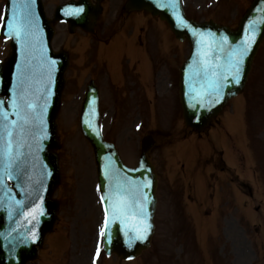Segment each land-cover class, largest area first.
<instances>
[{
    "label": "rangeland",
    "instance_id": "obj_1",
    "mask_svg": "<svg viewBox=\"0 0 264 264\" xmlns=\"http://www.w3.org/2000/svg\"><path fill=\"white\" fill-rule=\"evenodd\" d=\"M62 1L65 0H43L47 15L50 16L55 5ZM183 2L187 12L198 20L214 17L234 25L246 0ZM3 4L4 0H0V15ZM142 15L146 21L142 30L146 47L149 46L150 54L157 50L155 60L163 49L162 42L166 41V51L170 48L169 61L165 65H154L160 67L154 83L164 76L162 84H175L176 67L187 53L188 45H176L170 36L166 40L163 33L168 32L167 26L155 17ZM75 33L71 36L63 24L55 25V47L67 48L72 42L80 41L82 33ZM153 38H156V46L152 45ZM7 48V44L0 41V56ZM77 52L78 55L73 54L75 64L70 75H79L75 82L70 76L58 116L57 152L62 178L54 197L60 202L59 219L33 264H227L224 260L210 262L208 252L213 248L212 238L216 239V235H220L218 247H224L226 255H234L238 264L242 261L264 264V40L253 59L245 89L205 133L198 136L186 129L183 130L185 141L169 145L170 138L164 134L174 139L171 126L179 131L181 125L176 88L162 100V106L156 107L161 112L151 125H158L160 132L156 138L163 147L151 152L159 174L156 228L151 246L130 261L106 257L100 250L103 214L93 154L78 127L83 84L90 71L97 73L99 68L93 69L94 63L82 67L81 50ZM138 123V118L125 116L105 131L106 137L116 141L121 157L129 165L136 161L139 140L146 130L144 127L137 131L134 124ZM194 167L195 172L188 173Z\"/></svg>",
    "mask_w": 264,
    "mask_h": 264
},
{
    "label": "water",
    "instance_id": "obj_2",
    "mask_svg": "<svg viewBox=\"0 0 264 264\" xmlns=\"http://www.w3.org/2000/svg\"><path fill=\"white\" fill-rule=\"evenodd\" d=\"M125 6L159 15L177 38L189 42V55L180 68L179 98L186 124L202 130L246 81L264 36V0L252 1L235 30L211 20L189 19L181 0H127ZM76 9L83 11L75 14ZM98 11L89 0L70 1L57 6L50 20L40 0L7 1L2 34L11 37V54L0 64V94L7 97L6 103L0 99V264H24L34 258L36 245H41L56 219L57 204L51 195L60 176L52 149L57 147L55 118L67 60L62 52L51 51V23L67 21L70 31L75 26L88 28ZM80 129L93 147L98 186L108 210L110 239L104 236V249L107 254L134 257L153 232L152 167L143 157L136 168L125 167L113 145L102 139L92 84L84 94ZM8 180L15 182L10 189ZM109 197L125 201L127 210L113 218ZM145 226L146 238L135 239Z\"/></svg>",
    "mask_w": 264,
    "mask_h": 264
},
{
    "label": "flooded vegetation",
    "instance_id": "obj_3",
    "mask_svg": "<svg viewBox=\"0 0 264 264\" xmlns=\"http://www.w3.org/2000/svg\"><path fill=\"white\" fill-rule=\"evenodd\" d=\"M135 21L133 19L129 20V24H134ZM137 64L135 65V69L141 63L140 60L136 59ZM139 63V64H138ZM141 67V66H139ZM119 69V68H118ZM149 69V66L147 67ZM153 68L149 72L151 77L148 74L144 77L145 79L151 80L152 78ZM135 73V74H134ZM158 75V74H157ZM137 76L141 84H127L130 78L134 77V80H137ZM118 87L113 93L114 96V107L106 108L108 115L111 113L113 115H118L123 111H126L128 108H132L137 110L140 116L145 115V111L147 110V114H152L153 108L157 105V101L164 99L165 95L170 93L175 84H162V80H158V84L143 83L141 72L134 71L131 73L128 70L119 69L118 72ZM123 82L124 84H120ZM112 94H106L105 98L110 99ZM104 116V115H103ZM105 117V116H104Z\"/></svg>",
    "mask_w": 264,
    "mask_h": 264
},
{
    "label": "snow or ice",
    "instance_id": "obj_4",
    "mask_svg": "<svg viewBox=\"0 0 264 264\" xmlns=\"http://www.w3.org/2000/svg\"><path fill=\"white\" fill-rule=\"evenodd\" d=\"M80 11H83V9H76L75 14H78ZM14 32H16L17 35H19V32L16 31V29H14ZM241 55H243V53H241ZM51 63L54 64L55 61H52ZM238 65H239V61H237L236 75L234 77L237 83L239 82V71H240ZM104 199L105 197L102 196L101 200L103 201ZM108 199H109V203L112 205L111 215L113 218H116L118 215L123 214L127 210L128 205L125 201L121 200V201L113 202L110 197ZM105 212H106L105 228L101 230V235L105 236L107 239H110V235L106 231L108 224V210L106 209ZM147 227L148 226H145V230L141 232L138 236H136L135 239H140V240L145 239L147 234ZM129 246H131V240L129 241ZM97 252L99 253V249L97 250Z\"/></svg>",
    "mask_w": 264,
    "mask_h": 264
}]
</instances>
